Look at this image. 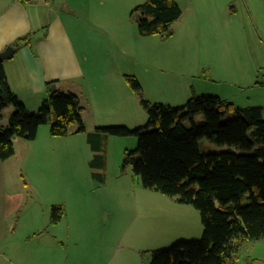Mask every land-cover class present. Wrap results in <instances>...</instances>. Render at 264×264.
<instances>
[{
  "label": "rangeland",
  "instance_id": "374dc122",
  "mask_svg": "<svg viewBox=\"0 0 264 264\" xmlns=\"http://www.w3.org/2000/svg\"><path fill=\"white\" fill-rule=\"evenodd\" d=\"M144 1L69 4L77 19L65 23L83 75L67 80L84 107L85 131H76L77 124H72L65 135L52 136L47 122L38 127L37 138L16 142L8 172L20 173L21 185L27 182L24 174L52 178L37 180L27 199L36 207L38 223L43 224L46 205H61L65 211L64 222L29 235L30 213L24 210L19 218L22 232L14 241L18 250L7 244L16 264H149L153 250L201 238L199 213L191 204L145 188L129 166L122 167L124 151L136 148L135 136L108 134L101 150L94 151L87 135L97 127L145 126L147 112L124 75L136 78L150 103L174 108L183 106L192 92L232 101L252 93V85L243 79L251 65L264 76V50L256 44L254 36L259 35L252 28L259 21L242 0H178L182 14L171 25L172 34L145 36L137 31L134 11ZM198 147L202 153L226 148L204 138ZM98 155L105 159L102 165ZM0 250H6L4 240ZM237 264H264V240L245 241Z\"/></svg>",
  "mask_w": 264,
  "mask_h": 264
},
{
  "label": "trees",
  "instance_id": "16d2710c",
  "mask_svg": "<svg viewBox=\"0 0 264 264\" xmlns=\"http://www.w3.org/2000/svg\"><path fill=\"white\" fill-rule=\"evenodd\" d=\"M134 11L137 31L145 36H170L171 25L182 14L178 0H145ZM32 36L22 35L11 46L30 45ZM124 80L147 112L145 126L97 127L87 141L100 151L108 134L135 136L136 148L124 151L122 167L129 166L145 188L191 204L203 228L200 239L153 250L149 264H237L245 241L264 240L263 108H235L218 95L194 92L174 108L147 101L135 77L124 75ZM69 85L68 80L46 82L40 108L30 112L10 89L0 61V113L12 106L7 122L0 124V160L14 154V138L32 140L44 123L50 122L52 136L65 135L72 124H77L76 131H85L84 107ZM203 138L226 148L202 153L198 141ZM96 158L100 165L105 161L102 155ZM62 214L61 205H53L51 222L57 223Z\"/></svg>",
  "mask_w": 264,
  "mask_h": 264
},
{
  "label": "crops",
  "instance_id": "0c3cea01",
  "mask_svg": "<svg viewBox=\"0 0 264 264\" xmlns=\"http://www.w3.org/2000/svg\"><path fill=\"white\" fill-rule=\"evenodd\" d=\"M73 1L0 0V51L6 46L12 45L15 39L22 35L29 33L33 35L30 45H23L15 49L11 58L3 60V68L10 89L26 106L28 104L27 108L29 109L30 107L31 112L40 106L45 94L46 82L52 80L66 81L67 79H74L83 75L77 60L73 39L65 23V21L77 19L76 12L69 6ZM242 3L248 12H254L259 21L254 22L252 28L259 35V37L254 36L256 44L264 50V0H242ZM247 44L246 41V48ZM249 71L250 74H247L243 80L248 85H252L251 87L246 85V87L253 88L252 90L254 91L238 100L232 101L229 97L225 98L231 100L235 108L260 105L263 108L264 118V76L260 77L258 75L254 65L250 66ZM240 76L244 78L242 74ZM73 87L74 85H72L71 81L68 88L73 89ZM32 95L34 96L32 97ZM27 99L33 102H29ZM122 108L125 109L124 106ZM10 112L11 109L9 110L8 107L3 109L0 113V118H3L0 119V124L7 122ZM16 142L20 144L21 141L19 138L13 139L15 151L18 148L15 145ZM12 158L10 156L5 160H0V240H4L6 246L5 251L0 250V264H16L11 255V247L16 251L18 250L14 241L22 232L19 218L23 215L25 209L30 213L31 230L29 235L42 233L49 225L56 226L60 222H64L63 217L65 216V211H63L61 219L57 223H52L51 207L57 204L51 203L45 207H48L47 212H42L41 222L43 221V224L38 223L40 216L37 211L34 212L36 207L28 204L27 199L30 197V190L35 187L37 180H49L52 178H44L43 176H37V174H24L27 182L23 181V185H21L19 180L22 175L20 173L16 174V172L11 175L8 172L7 164H10L9 160H12L11 164H14ZM13 168L15 167L13 166ZM18 170L23 172L24 169L21 170L20 166ZM53 185L55 186V184ZM24 195H26L25 200ZM17 212L20 215L14 219V215ZM33 214H36V216ZM16 224L19 225L17 231L14 232ZM53 236L57 237V232ZM26 237L28 236L26 235ZM9 241L10 248L7 246Z\"/></svg>",
  "mask_w": 264,
  "mask_h": 264
},
{
  "label": "water",
  "instance_id": "95a60500",
  "mask_svg": "<svg viewBox=\"0 0 264 264\" xmlns=\"http://www.w3.org/2000/svg\"><path fill=\"white\" fill-rule=\"evenodd\" d=\"M15 49L9 45L0 51V61L7 60L12 57Z\"/></svg>",
  "mask_w": 264,
  "mask_h": 264
},
{
  "label": "built area",
  "instance_id": "2783aa9c",
  "mask_svg": "<svg viewBox=\"0 0 264 264\" xmlns=\"http://www.w3.org/2000/svg\"><path fill=\"white\" fill-rule=\"evenodd\" d=\"M24 1H29V0H24Z\"/></svg>",
  "mask_w": 264,
  "mask_h": 264
}]
</instances>
